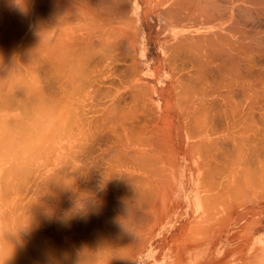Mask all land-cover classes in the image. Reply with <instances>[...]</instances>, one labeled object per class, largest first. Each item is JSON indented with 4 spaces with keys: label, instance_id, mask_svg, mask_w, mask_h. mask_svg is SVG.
<instances>
[{
    "label": "bare ground",
    "instance_id": "bare-ground-1",
    "mask_svg": "<svg viewBox=\"0 0 264 264\" xmlns=\"http://www.w3.org/2000/svg\"><path fill=\"white\" fill-rule=\"evenodd\" d=\"M12 1L13 0H0V73H3V72L5 73L4 69H10V70L18 69L19 71H23V72L27 71L28 73L34 72L35 77H36V72L40 73V71H38L39 69L44 71V69L48 68L53 73V74L49 73V75L51 74V75L55 76V78H52V80L55 81V79H58V81L57 80L56 81L59 82V80L64 78L66 89L70 85L69 90H71V86L73 88L75 87V83L73 84V82L76 81L77 76H78V82H77L78 86H76L78 88V89L76 88V93L78 90L77 99L79 100V98L81 97L88 104L89 100H87V99L91 98L93 93L95 94V90L97 91L98 86L102 87V85H100V84L106 83L108 80L112 84H114V85L116 84V83H114V81L110 80L114 69H116V73L118 72L117 68H114L115 61L117 60V57L115 58V56H117L116 53H119V55H120V52L123 53V55L121 54V56L127 55L126 53L131 54V50H133V52L136 53L137 46L134 43H135V41L137 42L138 40H140L139 29H135V28L132 29V35L136 40L133 38L134 39V42H133L132 39L130 38L132 45L129 46L127 44L126 39H125V37L128 35V29H131L128 26V22L123 23L121 20H119L120 23L122 22L123 24H115V22L113 21L114 19H112V21L110 20V18H113V16L109 17V19H108L109 11H108V13L105 12L104 15L99 13V15L101 14L102 17L104 18V21H101L103 18H101V15H100V18L98 16L95 21L90 23L92 28L88 27V29L85 30V32H81V30H80V33H78L77 25L74 23V21H78V11L81 13H84V9H85V8H79L78 9V0H19V2H12ZM94 1L96 2L95 7L96 8L101 7V8H99L100 10L102 9L101 11H104V10L107 11V9L109 10V8L113 10L114 7L110 6L109 3H111L114 6H115V3H117V2H115V0H94ZM122 1H124V0H122ZM119 2L117 4H119ZM158 3H159L158 6L160 7V9H161V5H162L163 9L165 10L162 12L160 10L159 18L160 17L166 18L167 14H168V15L174 17V19L176 20L175 22H172V23H175L176 25H182L180 27L174 26V27L170 28L168 31L171 34V37H172L171 40L173 39V43L171 42L172 45L174 46L173 51H174V53L176 52V55H177V56L174 55L175 60L172 58V60H174V62L171 60L172 63L175 65L174 66L175 68L173 70L176 69L175 73L178 74L177 75L178 77L176 80H177L179 86H177L176 88H178V89L180 88L182 90L181 91L182 93L179 91L182 94V96L184 95V93H188V95L190 96V98L188 96V99H186V100H188V103H187L188 106L186 104L187 108L182 109V111L185 113L186 117L184 118L185 115L182 116L184 119L180 120L179 129H180L181 135H184V136L186 135V136H188L189 139H191V137H193V138L198 137L199 138V140L197 142L194 141L193 143H189L187 141V139H185V137H183V136L181 137L182 139H181L180 146L182 148L181 151L184 152L183 153L184 158L188 159L187 156L191 154V149H198V150H201V152L203 151L204 153H206L205 152L206 150H207V152L211 151L210 148L212 146L213 147L211 149L214 148L212 151H214L215 149H218V148L214 147L215 146L214 144H216V138L213 140L212 145L209 143H204L205 138H203V137H205V134H208V133L231 134V133H235V132L238 133V130L239 131L242 130L241 129L242 125H243V128L245 129V130H242L244 136H245V133H247V132L249 133L247 128L249 127L248 125H250V127L252 126L251 128L249 127L250 130L254 127V132H256L254 134L260 135L263 138L262 139L263 141L261 140V138H260V140L259 139L258 140H259V142L260 141L262 142V143L260 142L261 145H264V143H263L264 142V0H158ZM123 6H124V4H123ZM237 11L242 12L244 19L237 17V13L239 14V12H237ZM111 12L113 13V11H111ZM162 13H164L165 16H163ZM94 15H96V14H94ZM195 15L199 17L198 20H201V21H199V22H201V25L202 26L205 25V26L202 27L201 29L197 30L196 34H192V33H189L187 30H185V29H188L187 25L181 24L180 20L182 19L184 21H187L189 18H191L193 16L195 17ZM239 15H241V14H239ZM98 18H99V21H97ZM114 18H115V16H114ZM202 18H205V19L203 20ZM256 20L259 21L260 24H258V25L256 24V26H255V22L253 23L254 25L248 24V22H250V21L253 22ZM257 21H256V23H258ZM183 27H184V29H183ZM184 30L186 32H183ZM139 44H140V42H139ZM163 48L165 49L166 47H164V45H163ZM171 50H170V52H171ZM166 52L168 53V49L166 50ZM139 60H140V58H139ZM120 61H125V60L121 59ZM123 66L124 65H122V69L124 70ZM142 66H143V64H142ZM128 67H130V65H128ZM136 67L134 66V69H131V67H130V69L128 68V70H132L131 73L132 72L135 73L136 71L134 72V70L136 69ZM126 68H127V66H126ZM48 69L46 70V72L48 71ZM122 69L120 71H122ZM41 73H42V71H41ZM127 73L129 75L131 74L130 72H127ZM8 74H9V72H8ZM113 74H115V72ZM120 74H122V73H120ZM2 75L0 74V77H2ZM9 76L10 75H8V77ZM29 76H30V74H29ZM45 79H47V78L45 77ZM19 80H18V82H19ZM116 80H117V78H116ZM120 80H122V78ZM128 80L130 81V79H128ZM16 81H17V79H16ZM49 81H51V80H49ZM129 81H127V82L125 81L123 84H128ZM11 82L14 83V86L17 85L15 80L11 81ZM20 82L18 84L22 83V82L21 83ZM57 82H55V84ZM110 82H108V84H111ZM3 84L5 85V81L3 82ZM3 84L0 85L1 86L0 94L2 92L1 89L5 90V87L8 85L6 83L7 85L4 86ZM71 84H73L74 86ZM118 84H119V82H117V84L115 85L116 91L111 92V93H113L112 95H111V93L108 94V92H110L108 90L111 88V85L109 86L110 88L109 87L107 88L105 86V89L106 88L108 89V90L106 89L108 92L104 91L107 94L106 95L104 93L106 95L105 97H109V98L111 97L110 98L111 103H109L108 106L105 107L103 114L101 113V119H103V121H104L102 123L100 122L101 124L98 122V120L100 118L98 116V114H97V116H94V117L92 116L93 113H96V111H98L97 108H96L97 110L94 109L96 111H94L92 108H90L91 103L93 105V102L96 103L95 101H90V106L88 105L89 107H87V109L90 108L89 110L82 109L85 111L87 110L86 113H83L85 116L82 114L83 116L81 115L80 117H77L79 119L81 117H85L84 120L81 118L80 119L81 121H78L77 125H76V122L78 119L76 121H73L74 123L72 122L69 124L67 122V120L69 119L68 121L70 122V119H71L70 116H72L70 113H72V112L74 114L80 113L82 110L80 109L81 111L79 110L78 112H74V111H72L73 107L71 106V108H72L71 109L72 112H71L69 106L72 104L74 105L76 100H73V98H72V101H75L74 103L71 100H70V102H69V100L64 101L66 104L69 103V105L64 104L66 107L67 106L69 107V108L67 107L68 110H64V112L66 111L65 114L67 112L69 114L64 123L66 124V122H67V124H69V125L65 126L66 130L68 132L70 129L71 130L69 133L66 132L67 135H65L66 133L65 134L63 133V134L65 136L69 135V137L71 135L70 138H74V140L73 141L70 140L71 144H69V145L65 144L68 146V147L65 146V147H67L65 149V150H67V153H66V156H67L66 159L67 160L65 161V159L63 157L62 158L64 159V163L67 162L68 166L66 167L65 166L66 164L65 165L63 164L64 167H62V168H63V172H65V173L63 174L61 180H59V179L56 180L58 182H56L57 186L55 187L56 188L55 190H53V189L49 190L48 189V194L49 195H54V193L57 195L59 194L61 196L60 198H62V200H60V201H63V204H62L63 207L61 205H58L59 204L58 202H57L58 204L56 202L53 203V205L56 204V208H55V205L54 206L51 205L54 207V208H52L51 211H53L54 209H57V205L60 206L58 208H62V209H60V210H62V214H60V215H62L61 216L62 219L60 218L61 219V225H62V226L61 225L60 226L62 228L65 226V229H66L67 223L73 224L74 220H76V218H74V216L77 217L76 214H78V223H77L78 224V227H77L78 239H75L78 241V243L75 245L76 246L78 245L79 249H80V247L83 248L82 244L85 243L84 245H86V243H87L88 238L86 239V242L83 241V239L86 237V235L84 237L86 230L85 231H83V230L86 229L88 226L86 227L87 222H83V221L87 220L88 213H93L95 211L94 215H96V214H98V212H97L98 209L103 211L105 213L104 216L100 217L99 219H95V218L99 217V216L96 217L97 215L94 217L95 220L102 221V222L98 223V225L100 227L98 225H95V224H97L96 222H98V221L93 222L95 224H93V223H90V224H93L94 228L96 226H98L99 228H101V226H103V225L105 227L108 226L110 233H112L113 231L116 232L120 229H123L127 223L128 224L131 223L132 225H130V226L132 227L134 221L141 223V224L136 223L135 224L136 226L138 225V226L142 227V226H144L142 223L149 221L151 218L155 217V213L156 214L158 213V207H159L158 201L161 197L165 196V194L162 193L163 183L167 182V185H168V188L165 187V190L167 188L165 193L167 194L169 191V194H171L173 185L176 183V179H178L177 175H176L177 173L175 170L178 168V166H180L179 164L181 162H179V164H177L178 161H176V162L170 161L169 158H170V156H173L174 154H176L175 153L176 151L178 153H180V151H178V150L175 151L174 144L171 142L170 138H168V140L170 139V141H168L167 144H164V146H162L163 144L158 145V143L155 144L154 141L147 140V143L149 142L150 146H152L154 144L153 146L156 147L158 145L157 146V147H159L158 150L153 149L155 154L149 155L148 152H144L143 154H141L140 152H138V150L137 151L136 150L131 151L130 141L133 139V137H132V139L130 137L131 134H132V136L133 135L135 136L137 134L136 131H138V132L142 131L138 135L135 136V137H139L140 134L141 133L143 134V131H144V130H142V128L144 127L142 125V123L138 122L139 124L137 123V127H138L137 128L135 126L136 125L135 121L138 120L139 112H141V113L146 112V111L142 112L140 110V108L143 104L142 102H144L146 98H143L144 101H143V99H142V101L140 100V102H141V105H140L138 100H137L138 98L136 97V95L138 96L139 94H143V93L145 95L146 92L139 93V92H141L140 90H143L142 88L141 89L138 88V89H136V91H130V92H136V93H131L133 95L131 97L135 96V98L137 100L136 102L138 103V104L135 103L137 106H136V108L134 107L135 110H133V111L137 110L136 112H134L136 115H133L132 113H128V111L126 112L124 110L122 112H120L121 111L119 109L120 105L117 106L118 103L116 104L115 100L118 99L119 104H121L120 103V100H121L120 97L121 96L119 95V91H120L121 87H124L125 85L119 84V86H118ZM50 85H51V82H50ZM3 86H4V88H3ZM14 86H12V87H14ZM54 86L55 85L53 84L52 87H54ZM62 86H64V84ZM55 89H57V88H55ZM69 90L67 89V92H69ZM137 90H139V91L137 92ZM5 91H7V90H5ZM63 91H64V89H63ZM73 91L75 93V89L72 90V94H73ZM36 93H34L35 96L36 95L38 96L40 94V93L39 94H36ZM91 93H92V95H91ZM64 94H66V93H64ZM134 94H136V95H134ZM6 95H9V94H6ZM42 95L41 96L39 95V97H41V98H39V97H37V98L40 99V103H42V105H43V103H44L43 102L44 101L43 96L44 95L43 96ZM100 95L102 96V98H104L103 94H100ZM101 96L99 97V99L101 98ZM70 97H71V94H70ZM73 97L75 98V96H73ZM2 98H4V97H2ZM33 98H34V96H33ZM67 98H68V96H67ZM93 98H95V97H93ZM95 99L97 101V98H95ZM139 99H141V97ZM41 100H43V101H41ZM84 100L83 101L79 100L78 104L79 103L81 105L83 104V106L86 107L87 104H86V102L84 103ZM186 100H185V103L187 102ZM60 101H61V99H60ZM80 101L83 103H81ZM57 102H58V100H57ZM98 102H100V101L98 100ZM151 102H152V104H154V102L152 100H151ZM183 103H184V101L182 100V104ZM97 104L95 106H97ZM101 104L102 103H100V105ZM65 106H63V107L60 106L61 108L59 107V111L60 110L62 111V108H65ZM79 106L80 105H78L77 110L79 109ZM116 106L119 108L117 109ZM146 106L149 107V103ZM42 107H45V106L43 105V106H41V108ZM152 107H153V109H157V108H155V106H152ZM209 107H210V109L211 108L212 109L208 110ZM223 107H225V108H223ZM81 108H83V107H81ZM146 108L147 107H145L143 109L146 110ZM149 108H151V107H149ZM149 108H147V110H149ZM132 109L133 108H131V111L130 110L129 111L132 112ZM153 109H150V112L151 113L153 112V114L155 115L156 112ZM218 109H221V110H218ZM43 110H44V108H43ZM74 110H76V107L74 108ZM100 110H102V109H100ZM21 111H24V110H21ZM27 111H28V109H27ZM59 111H57V112L60 113ZM212 111H216V114L213 115L214 117L212 116L213 121L215 119L221 120V118L223 120V117H225V120L227 121L228 124L226 126L223 125L224 127L221 126L222 128H220V129L217 127L208 128V127L202 126V123H204L207 119L209 120L208 117L206 119V116L209 115V113H207V112H212ZM45 112H46V110H45ZM51 112H53V113H51V115L53 114L52 116H54L51 118V115H50L51 120H56L55 117L59 116V114L57 115V112H56L57 116H55V112L54 111H51ZM147 112L149 113V111H147ZM23 113H25V112H23ZM31 113H32V111H31ZM24 115H22V117ZM66 115H64L63 117L66 118ZM102 115H104V116H102ZM156 115H155V117H158ZM60 116H61V114H60ZM30 117L32 118V115ZM68 117H70V118H68ZM141 117L143 118V116H141ZM108 118L109 119L111 118L114 121V122L112 121V123H114L115 125L110 126V123L107 122L109 125L108 126L106 124V121H109ZM145 118H147V117H145ZM180 118L181 117H179V119ZM186 118L187 119L189 118L188 119L189 121L190 120L193 121L192 125H191V121L186 122ZM101 119L99 121H101ZM73 120H74V118H73ZM210 120H211V118H210ZM94 121L97 123L95 124ZM130 121H132V122H130ZM143 121H145V120H143ZM48 122H50V121H48ZM119 122L122 124L123 130L118 129V131L119 132L124 131V135H126V137L130 134L129 137L131 140H129V144H128L129 146L127 144H125V142H124L125 137L121 133H120L121 135L118 133L120 136H122V138L120 137L121 138L120 140H118V138H115L116 137L115 134L114 135L112 134L114 137L110 135L112 133V131L114 132L115 130H117V128L114 129L112 127L120 125ZM129 122H130V125L128 126ZM57 123H58V120H57ZM89 123H90V125H89ZM92 123L96 125L95 128H98L97 131L99 129L101 130V128L103 127L102 124L107 125V129H109L108 131L111 130V132H109L110 134H108V132L105 133L106 136L104 139L107 141L106 142L107 146H109L108 145L109 141L111 144H113L111 142L112 137L115 138V140L117 139L118 142L121 141V147L120 148L118 146L117 147L118 149H116V146H115V149H116L115 151H118L119 154L117 152L116 153H109V152H111L110 150L114 149V147H113V149L112 148L109 149V152H108V150L103 149L102 154L100 153V156L97 158L98 161L91 159L94 157H90V159L88 158L89 156H91L93 154L92 149L91 150H89V149L85 150L88 147V144L89 143L91 144V142H90L91 140L89 141L88 139L89 138L90 139L96 138L94 134L99 132V131L97 132L95 128L91 129L92 131L90 130V128H88L91 131V132L88 131V134L89 133L91 134L93 132V130L96 131V133L95 132H94V134L92 133L93 135L92 134H91V136L89 135L90 137L87 136V134L84 135L85 133H87V130H86L87 128L85 127V125L87 124L88 127H92V126L94 127L95 125H91ZM193 123H195V124L199 123V126L197 125L198 128H195V126H194L195 124H193ZM206 123H208V122L206 121ZM260 123H261V125H258ZM52 124H54V123L52 122ZM71 124H75V126H73ZM81 124H82V126H81ZM97 124L101 125L102 127L99 126L100 127L99 128ZM251 124H253V125H251ZM54 125H52V126H54ZM70 125H71V127H70ZM78 125L80 126L79 130H80V128L84 131L86 130L85 133L82 130L81 131L83 132V134L81 131H79V130L77 131ZM140 125H141V127H140ZM238 125H240L241 130L239 128H238V130H236ZM246 125L248 127L245 128L244 126H246ZM19 126H20V124H19ZM34 126H36V125H34ZM46 126H48V125H46ZM120 126L118 128H121ZM213 126H214V124H213ZM48 127H49V129H51L50 126H48ZM65 127L63 126V128H62L64 132L66 131ZM73 127L77 128V129H75L76 131H73V132H76V135H78L81 132L80 134L84 135L85 138L82 135H80V137L78 138V136H76L75 133L72 132V130H74V129H72ZM82 127L85 129H83ZM108 127H110L111 129ZM54 128H55V126H54ZM68 128H70V129L68 130ZM103 128H102V130L104 133V130H106V129L105 128L103 129ZM145 128H147V125L145 126ZM145 128H143V129H145ZM153 128H156V127H153ZM135 129H137V130H135ZM133 130H135V132ZM58 131H60V130H58ZM251 131H253V130H251ZM130 132H133L134 134L130 133ZM147 132H148V130H147ZM149 132H151V131H149ZM33 134H34V130H33ZM98 134H100V133H98ZM101 134H102V131H101ZM102 135H104V134H102ZM163 135H162L163 137L162 136H160V137H162V138H164L165 136L168 137L166 134H163ZM240 135H242V134H240ZM240 135H239V137H240ZM243 135H242V137H244ZM250 135H253V134H249L247 136L249 137ZM256 135H254V137H253L254 139H255ZM57 136H58V133H57ZM72 136H74V137H72ZM96 136L98 137L99 135L96 134ZM157 136H159V135H157ZM231 137H232V135L231 136L229 135L230 139H231ZM236 137L237 136L234 135V140L238 138V137L237 138ZM242 137L240 139H242ZM56 138H58V137H56ZM66 138L67 137H65V139ZM249 138L245 137L242 139L243 142L245 140L244 144L247 143L246 139H249ZM253 138L251 136V139H253ZM61 139H63V138H61ZM81 139L83 142H84L83 139H85L84 144H83V142L80 143ZM122 139L124 140L123 142H122ZM218 139H217V141H218L217 145L220 144L219 143L220 140H218ZM240 139L238 138L239 141H241ZM86 140L89 141V143L87 145H86ZM134 140H133V142L135 143L136 139H134ZM238 140H236V145H234V147L235 146L237 147V145L239 143L238 149H240L241 152H243V149L245 147L241 146V148H240L241 143L240 142L237 143ZM256 140H257V138H256ZM93 141L95 142V140H93ZM230 141L232 143V140H230ZM255 142H257V141H255ZM114 143H116V141ZM260 143H255V144H259L257 146L262 147V146H260ZM93 144H95V143H93ZM204 144H206V145L208 144L207 145L208 147H206L207 149L204 147V146H206ZM248 144L250 145V142ZM250 146H249V148H250ZM253 146H251V149H252L251 152L253 151V148H252ZM258 147H256V149H255L256 151L255 150L254 151L255 152L258 151L260 153V150H259L260 148L258 149ZM88 148H90V147H88ZM91 148H93V147H91ZM203 148H205V149H203ZM39 149H40V146H39ZM63 149H64V143L62 146V153H63ZM128 149H130V150H128ZM263 149H261V151L264 153ZM245 150H247V149H245ZM115 151L113 150V152H115ZM235 151L237 152V150H235ZM84 152H85V155H87V157L86 156L83 157V159L85 158V160H83L81 156L80 157L78 156V154H81V153H83L82 155H84ZM197 152H199V151H196V153ZM211 152H210V154H211ZM241 152H239V153L241 154ZM249 152H250V150H249ZM249 152L247 150V152H246V153H248L247 157H248V159L252 160L254 157L252 155L254 153L252 152V154H249ZM86 153H88V154H86ZM259 153H255V155L258 154V155H256L258 157ZM115 154H118V155H115ZM206 154L210 155L209 152ZM146 155H149V156H146ZM250 155L252 158H249ZM183 156H182V158H183ZM262 156H264V154ZM238 157H239V155L237 156V158ZM247 157H245V160L243 157H241L243 160L242 159H236V161L241 160L242 161L241 163L243 165L244 162L246 161ZM260 157H261V155H260ZM209 158H211L210 159V161H211L212 156H210ZM79 159H80V162L78 163ZM214 160H217V159L214 158ZM100 161H102V163H101L102 166L99 163ZM201 161L203 162V160H201ZM212 162H213V160H212ZM249 162H250V160H249ZM260 162H262V164H264V160L263 161L260 160ZM185 163L188 164L187 162H185ZM192 163H193V161H192ZM197 163L200 166L201 163H199V162H197ZM241 163H240V165H241ZM99 165H100V167H99ZM206 165L209 167V164H206ZM249 165L252 166L251 163ZM249 165L246 164V166H248L250 168ZM70 166H73V167L70 168ZM246 166L243 165V168L245 167V169L246 168L248 169V167H246ZM212 167H211V169L215 168V167L214 168H212ZM69 169H71L74 172L73 173H70V171L68 172ZM217 169H218V167H217ZM249 170L250 169H248V171ZM257 170H259V169H257ZM257 170L255 169V173L258 172ZM221 171H219V172H221ZM215 172H217V171H215ZM215 172H214V174H215ZM251 173H253V172L252 171L250 172V176H249L250 179L252 178L251 176L253 175ZM222 174L223 173H221V175ZM256 179H257V177H256ZM207 183H209V182H207ZM215 184H216V182H215ZM54 185H55V182H54ZM212 187H214V185ZM236 188L237 187H235V190H236ZM37 190H39V189H37ZM45 196H47V195L45 194ZM54 197H56V196H54ZM206 197H208V196H206ZM37 198L39 199L41 197L37 196ZM46 198L48 199V197H45L44 200H47ZM38 199H35V200L37 201ZM40 200H42V199L38 200L40 202L39 204H42V202ZM58 200H59V197H58ZM32 202H34V201H32ZM66 202L68 205L66 204ZM77 202H78V204H77ZM31 204H33V203H31ZM36 204L39 205L38 203H36ZM43 204H46V202L45 203L43 202ZM33 205H30L31 206L30 208H32ZM48 206L44 205L43 206L44 208L42 207L43 209L41 207H40L41 208L40 209V208H38L39 206H37V208L40 209V211L37 210L36 212L39 211L38 213L40 214ZM34 208H36V207H34ZM71 209L76 210L78 213L76 211H74V212L72 211L74 214L70 213ZM57 210H59V209H57ZM34 211H35V209H34ZM16 213H17V211H16ZM31 213L34 214V212H32V211H31ZM38 213H37V215H38ZM43 213H45V211ZM47 213H48V208H47ZM100 213H99V215H103ZM70 214H72L70 217L71 218L73 217L74 220H71V218L69 217ZM44 215H46V214H44ZM34 216L35 215L31 216L30 218H33ZM38 216L40 217L41 214ZM66 216L69 218L67 219ZM39 217H37V218H39ZM91 217H93V216H91ZM37 218H34V221ZM40 218L43 220L42 217H40ZM54 219L56 220L58 218L53 217V220ZM94 219L93 220L91 219V220L95 221ZM68 220H69V222H67ZM34 221H32V222H34ZM52 221H51V224H52ZM87 221L89 222L90 220H87ZM151 222H152V219H151ZM84 223H85V226H84ZM34 224H35V222H34ZM80 224H83L82 226H84L86 228L81 229ZM90 224L88 223V225H90ZM57 226H58V228H57ZM93 226L91 225L92 228L91 227L90 228L88 227V228L91 230V229H93ZM130 226L128 227V230L131 229L130 233L132 230L134 231L135 228H136L135 229L136 231H137V229H140V228L135 227V226H134L135 228H133V227L131 228ZM24 228H26V227H24ZM31 228H33V227H31ZM55 228H57V232H55L56 233L55 236H57V238L59 236L62 237V235H59V234L62 233L63 230H61V229H60L61 231L58 230L59 224H57L55 226ZM125 228L127 229V227H125ZM143 228H146V225ZM27 229H28V227H27ZM28 231H29V229H28ZM33 231L35 233V230H33ZM51 231H49V232L51 233ZM103 231H104L103 234L101 231H98L97 234L95 233L96 231H94V233L96 236L101 235V238L103 239L106 235L105 232L107 230L105 231L103 229ZM139 232L141 233L142 231H139ZM64 233H65V231H64ZM66 233H67V231H66ZM137 233L134 232V234H137ZM30 234L33 235V233H30ZM43 234H45V233H43ZM91 234H92V236H94L93 233H91ZM14 235H16V234H14ZM102 235H104V236H102ZM81 237L83 238L82 240H81ZM88 237H91V235ZM52 238H54V237H52ZM55 238H54V242H55ZM91 238H93V237H91ZM98 238H100V236ZM125 238L126 237L124 236V239ZM37 239H38V237L35 239L38 242ZM95 239H96V237H95ZM124 239H122V240L124 241ZM93 240H94V238H93ZM93 240H92V244H96V243H98V241L100 239L98 241L96 239V241H97L96 243H95V241L93 243ZM43 241H44L43 243L45 244V237H44ZM51 241H53V239ZM56 241H58V240H56ZM101 241L103 242V240H101ZM101 241H100V243H102ZM107 241H109L108 238H106V243H107ZM123 241H118L120 243H117L116 247L121 246L122 245L121 242L122 243L125 242V241L124 242ZM127 242L129 243V241H127ZM19 243H20V241H19ZM55 243H57V242H55ZM68 243H67V245H68ZM137 243H139V242H137ZM109 244H110V242H109ZM52 245H53V243H52ZM67 245H65V246H67ZM98 245H100V244L98 243ZM110 245H113V246H111L113 248L115 246L114 243L112 244V242ZM41 247H42V245H41ZM55 247H56V244H55ZM100 247H103V248H101L102 250L105 249L106 247L108 248V243H107V246H104V244H103V246H100ZM124 247H125V245H124ZM126 247H128V246H126ZM131 247H133V244ZM36 248H37V246H36ZM43 248L46 249L45 247H43ZM52 248H53V246H52ZM59 248H57V249L59 250ZM110 248L105 249V250L110 251ZM113 248L111 251H113ZM118 248H119V253H120L121 252L120 247H118ZM12 249H13V247H12ZM61 249H62V247H61ZM98 249H100L99 246H98ZM114 249H116V248H114ZM47 250H49V249H47ZM82 250H79V252ZM88 250L92 251L90 246H89ZM95 250L96 249H94L93 251H95ZM49 251H51V250H49ZM96 251H98V250H96ZM111 251H110L111 254L114 253ZM115 251H117V250H115ZM13 252H15V249L13 250ZM54 252H56V251L54 250ZM61 252H62V250H61ZM85 252H86V250H85ZM85 252L83 251V252L79 253V254H82L81 257L83 256V260L80 259V261H79L82 264H84V263L86 264L88 259L87 260H85V259L88 255L91 256V254H84ZM101 252L104 253V251H99V253H100V254H98V255H100L99 258L100 257L102 258ZM123 252H125V250ZM43 254L45 255V251ZM105 254L107 255L108 253H105ZM115 254H116V252H115ZM8 255H11V254L8 253ZM47 255H49V254H47ZM58 255L59 254H57V257H59ZM63 255H64V253H63ZM85 255H87V256H85ZM98 255L97 254L94 255V252H93L92 256H93V258H95L94 256H97V258H98ZM72 256H70V257L72 258ZM84 256H85V259H84ZM112 256H114V254H112ZM112 256H111V258H114ZM70 257H68V258H70ZM104 257H103V259H105V260L108 259L107 258L108 256L105 258ZM22 258H23V256H22ZM38 258L40 259V257H38ZM48 259H46V261ZM103 259H101L102 261L100 260V263H98V264H102ZM50 260H51V257H50ZM64 260H65V258H64ZM81 260H82V262H81ZM109 260H112V259H109ZM71 261H69V262H71ZM66 262H68V261H66ZM30 263H32V262L30 261ZM49 263H50V261H49ZM61 263L64 264L62 262V260H61ZM87 263H89V262H87ZM89 264H91V263H89ZM109 264H110V262H109Z\"/></svg>",
    "mask_w": 264,
    "mask_h": 264
},
{
    "label": "rangeland",
    "instance_id": "rangeland-1",
    "mask_svg": "<svg viewBox=\"0 0 264 264\" xmlns=\"http://www.w3.org/2000/svg\"><path fill=\"white\" fill-rule=\"evenodd\" d=\"M82 1H83L84 5H78V9L79 8H85L84 9V13H81V12L78 11V21H74V23L77 25L78 33H80V30H81V32H85V30H87L88 27L92 28L90 23L95 21L98 16L100 18L101 14L104 15L105 12L108 13V11H109L108 19H109V17L113 16V18H110V20L112 21V19H114L113 21L115 22V24H123L124 22H128V26L131 29H128V35L126 37L124 35L123 36L125 37V39L127 41V44L129 46L132 45V43L130 41V38L132 39L133 42H134V39H135L133 37V35H132V29H134V28L135 29H139V31H140V34H139L140 40H138L137 42L135 41V43H134L137 46L136 53L133 52V50H131V54L126 53L127 54V55H125L126 57L125 56H121V54L123 55V53H121V52H120V55H119V53H116L117 56H115V58L117 57V60L115 61L114 68H117V71H118L117 73L118 74L116 73V69H114L113 73L115 72L116 75L112 73L110 80L114 81V83H116V84H117V82H119L120 85H125L124 87H121V89L119 91V95L121 96L120 97L121 100L120 99L119 100H120L121 104H119L118 99L115 100V103L116 104L118 103L117 106L120 105V108L116 106L117 109L119 108L121 110L120 112H122L124 110L126 112L128 111V113H132L133 115H136L134 112H136L137 110L133 111V110H135L134 107L136 108V106H137L136 104H138L136 101L138 100L139 104L141 105L140 100L142 101L143 98H146L147 100L145 99V101L143 99L144 102H142L143 104H142L140 110L142 112L143 111H146V112L149 111V113L148 112L147 113L146 112H143V113L139 112L138 120L135 121L136 125L134 124L135 122L133 123L136 127H137V123L138 122L142 123V125L144 126L143 128H145V126L147 125V128H145V129L142 128V130H144V131H143V134L141 133L139 137H135V136L138 135L142 131H140V132L136 131L137 134L135 136L134 135L132 136V134L130 136V134H129L127 137H126V135H124V131L119 132L118 129L123 130L122 124L120 122L119 123H120L121 126L117 125L115 127H112L114 129L117 128V130L114 131L115 133L112 131V133L110 134L109 132H111V130L108 131L109 129H107L108 123H110V126L115 125L114 123H112L113 120L111 118L110 119L108 118L109 121H106L107 125L105 123H104L105 125L102 124V126L106 129V130H104V133H103V130H102L103 127L101 125H99V124H97L98 127L101 126L102 128H101V130L100 129L98 130L99 132L97 131L98 128H95L96 127L95 124L97 122H95V121H94L95 124H93V123L91 124V125H95L94 127L93 126L92 127H88L87 124L85 125V127L87 128L86 129L87 133H85L86 130L84 131L81 128L79 130V127H80L79 125H78V129L73 127L72 129H74V130H72V132L76 131L75 129H77V131L78 130L79 131L82 130L85 133L84 135L87 134V136H89V135L91 136V134L92 133L94 134V132L96 133V131L98 133H100V134L96 133L97 135H99L98 137L96 136V134H94L96 138H94V139H90L89 138L88 139L89 141L91 140L90 142H91L92 145L89 143V141L86 140V145L89 143L91 146L88 144V147H90V148H88L86 145L85 146L87 148L84 146L86 148L85 150H88V149L89 150H91V149L93 150V154L91 156L88 155L89 156L88 158L90 159V157H94V158H91V159H94V160H97V158L100 156V153L102 154L103 149L104 150H108V152H109L110 148L113 149V147H114V149H113L114 151L116 149H118L117 148L118 146L120 148L121 147V141L118 142V140H120L122 138V136H120L121 134L125 137V138L123 137L125 141L122 139V142L124 141L125 144H127V145L129 144V140H131L132 137H133V139L130 141V149H131V151L132 150H136V151L138 150V152H140L141 154H143L144 152H148L149 155L155 154L153 149L158 150V148H159V147H157L158 145H160V144L162 145L163 144L162 146H164V144H167V142L170 141V139H171V142L174 144L175 151L176 150L180 151V153H178L176 151L175 152L176 154H174L173 156H170V158H169L170 161H175V162L178 161L177 164H179V162H181L179 164L180 166H178V168L175 170L176 173H177L176 175H177L178 179H176V183L173 185L171 194H169V191H168L167 194L165 193L167 188H168V185H167V182L163 183V185H162L163 186L162 187V193L165 194V196L161 197L159 199V201H158L159 202L158 213L157 214L155 213V217L151 218L152 222H151V219H150L149 220L150 222L147 221V222L142 223L144 226L146 225V228H143L144 226H142V227L138 226V225L136 226L135 225L136 223L137 224H141V223H138V222L134 221V223L132 222L133 223L132 227L133 228H135V227L140 228V229H137V231L135 230L136 229L135 228L134 231L132 230L131 233H130L131 229L128 230V227L130 225H132V224L131 223H129V224L127 223L126 224L127 226L125 225V227H127V229L124 227L123 229H120V230H118L116 232L113 231L112 233H110L108 226L105 227L103 225V226H101V228H99L100 226L98 225V223H100L102 221H98V220H95V219H99L100 217L104 216L105 213L103 211H101L100 209H98L97 210L98 214H96L97 216L94 215L95 211L93 213H88L87 216H88L89 219L87 218V220H90V221L88 222L86 220V221H83V222H87L86 227L88 226L90 228L91 225L93 226V224H95L93 222L98 221V222H96L97 224H95V225H98L99 227L96 226L94 228V226H93V229L90 230L88 227H87L88 229L86 227H84L85 223H84V226H82L83 224H80L81 225V229L86 228V229L83 230V231L86 230V232L84 234V237H85V235H86V237L84 239L81 237V240L83 239V241L86 242L87 238L88 239L90 238V239L89 240L87 239L86 245H84L85 243L82 241L84 243V244H82L83 248L80 247V249H79L78 245L77 246L75 245V244L78 243V241L75 240V239H78V229H77V227H78V224H77L78 223V214L75 213L77 217H75L73 215L74 218H76V220H74L73 217L71 218L70 216L72 214H70L69 217L71 218V220H74V223L73 224L67 223L66 229H65V233H66V231H67V233L65 234L64 231H63V233L61 234L62 237H60V238L58 237L57 238V236H56V238H55V235L47 234V233L46 234H42V235H37L36 234V235L33 236V239H34V250H31V251H21L20 250V251H15L16 253L13 252V250L4 251L3 253L5 254V256L7 258L10 257L9 259H11V261L13 260V263L11 262L9 264H21V261H24V263L26 264V261H27L26 255H33L34 256V260H33L34 264H53V263L54 264H56V263L57 264H62L61 260H62V262L64 264L65 263L66 264H68V263L69 264H82L79 261H80V259L83 260V256L81 257L82 254H79V253L83 252V251L85 252V250H86L87 253L85 252L84 254H91V256L90 255H88V256L85 255L87 257L85 259V256H84V259L85 260L88 259L87 262H89L91 264L100 263V260L103 259V257L106 255L105 253L109 254V255L107 254L105 256V257L108 256L107 257L108 259L106 258L108 261L103 259L102 264H107V263L109 264V262H110V264H193L192 262H190V259L189 260L188 259H184L183 261H181V260L175 261L174 259L171 258L172 251H175L177 249H181L182 250V246L180 245L181 244L180 243V239L182 237L185 236L186 238L187 237L189 238V242H190L188 244L189 246H191V244H195L196 242L201 243V240H202L203 235H204V229L205 228H207L209 226H212V225H216V226L230 225V223L232 222L231 216H233V217L237 216L238 219H235V221H236V223H238V225H240V224L247 225V226L257 225L256 223H254V220H253V223H252V219H251V216L256 214L257 211H258V214L260 216L259 221H258V225H261V226L264 225V219L261 218V216H264V164H262V162H260V160H262V161L264 160V156H262L264 153L261 151V149L264 148L263 147L264 145H261V143H262L261 141H260L261 143L259 142L260 138H261V140L263 138L260 135L254 134V133H256V132H254V127L251 129L253 131H251L250 128L252 126L250 127V125H248L250 128L247 125L244 126L245 128L246 127L249 128V129L247 128L249 133L246 131L247 133H245V136L243 135V131H242V130H245L243 128V125L241 126L242 128L240 127V125H238L236 130H238V128L242 129V130L240 129L241 131L238 130V133L235 132V133H231V134H223V133H221V134H214V133L213 134L212 133L205 134V137H203V138H205L206 142L204 141V143H209V144L212 145L213 144L212 143L213 140L216 138V144H214L215 145L214 147H216L218 149H215L214 151H212L214 149V148L211 149L213 147L212 146L210 148V150L212 152L208 151L209 154L211 152L210 155L206 154V153H208L207 150L205 151L206 153H204L203 151L201 152V150H198V149H191V154L187 156L188 159H185L184 156H183L184 152L181 151L182 148L180 146L181 139H182L181 137L182 136L185 137V139H187V141L189 143H193L194 141L197 142L199 140V138L198 137L197 138L191 137V139H189L188 136L181 135L180 129H179L180 120H183L186 117V115L182 111V109H186L187 108L188 100H186V99H188L189 95H188V93H184V95L182 96V94H181L182 90L180 88L179 89L176 88L177 86H179L178 82L176 80L177 77H178L177 76L178 74L175 73L176 69L173 70L175 68L174 67L175 65L172 63V61L174 62L175 56H177V55H176V52L174 53V51H173L174 50V46L172 45L173 39L171 40L172 37H171V34L168 31H169L170 28H172L174 26L180 27L182 25H176L175 23H172V22H175L176 20L174 19V17H172V16H170L168 14H167L166 18H163V17L159 18L160 10H161V12L165 11V10L163 9L162 5H161V9H160V7L158 6L159 5L158 0H124V1L115 0V2L118 3L120 1L121 3L120 2H119V4L115 3V6L112 5L111 3H109L110 6H112L114 8H113V10L109 8V10L107 9V11H105V10L101 11L102 9L101 10L99 9L101 7H98V8L94 7V9L92 8V10H91V9L88 8V4H89L88 1L87 0H82ZM12 2H19V0H13ZM123 4H124L125 7L123 6ZM111 11H113V13ZM237 12H239V14H241V15H239L237 13V17L244 19V16L242 15V12L241 11H237ZM93 13L96 14V15H94ZM99 13H101V14L99 15ZM162 15L165 16L164 13H162ZM114 16H115V18H114ZM193 17L189 18L187 21H184V20L181 19L180 23L183 24V25H187L188 29H185V30H187L189 33L196 34V31L201 29L205 25L204 24H203L204 26L201 25V22H199L201 20H198V18H199L198 16L195 15V17L194 18ZM99 18H98L97 21H99ZM101 18H103L102 15H101ZM202 19L204 20L205 18H202ZM119 20H121L123 23L122 22L120 23ZM101 21H104V18ZM256 21H253V22L250 21V22H248V24L254 25L253 24L254 22H255V26H256V24L257 25L260 24L259 21H257L258 23H256ZM183 29H184V27H183ZM185 30L183 32H186ZM139 42H140V44H139ZM163 45H164V47H166L165 49L163 48ZM167 49H168V53L169 54L166 52ZM170 50H171V52H170ZM139 58H140V60H139ZM172 58L174 60H172ZM119 59L120 60L124 59L125 61H120ZM142 64H143V66H142ZM122 65H124L123 66L124 70L122 69ZM125 65L127 66V68H126ZM128 65H130L131 69H134V66L135 67L137 66L136 69L134 70V72L135 71L136 72L135 73H133V72L131 73L132 70H128V68L130 69V67H128ZM121 69H122V71H120ZM25 72H27V71H25ZM127 72H130L131 74L129 75ZM120 73H122V74H120ZM28 74H30V76H28V78H38V75H36V77H35V75H34L35 73L34 72H30ZM20 78H22V76ZM50 78L51 79L55 78V76L51 75ZM116 78H117V80H116ZM121 78H122V80H120ZM128 79H130V81ZM56 80L58 81V79H55V81L51 80V85H49L48 90H46V91L48 92V96H49L48 107L50 108V110L52 109L51 111L55 112V116H57L59 114V116L56 117L57 120L60 117L59 119H60V123H61V131H62L61 132V138H63V139H61V145L63 146V143H64V149H63L62 157L66 161L67 160L66 159L67 158V156H66L67 150H65V149L68 146L65 145V144H68V145L71 144L70 140L73 141L74 138H70L71 135H70V137H69V135L65 136L71 130L70 128H68V130L70 129L69 132H68L66 130L65 126L69 125L73 121H76L77 119L78 120L76 122V125L78 124V121H81L80 120L81 118L84 120L85 117H81L80 119L77 118V117H80L83 113H86L87 110H89L90 108H92L93 110L97 108L98 111L100 109H102L99 112L96 111L97 110L96 109V110H94V111H96V113L92 114L93 117L97 116V114H98V116L100 117L99 118V120H100L101 119V113L103 114L105 107L108 106L109 103H111V101H110L111 97L110 98L109 97H105L107 94L104 91H106V92L110 91V92H108V94H110L113 91L115 92L116 91L115 90V87H116L115 85L116 84L115 85L112 84L109 80L106 83L100 84V85H102V87L104 86L103 87L104 89L101 86L100 87L98 86L99 90L98 89H97V91L95 90V94L93 93V95H92V93H91L92 97L90 96L91 98L87 99V100H89L88 104L83 98L80 97L79 100H82V101L84 100V103L86 102V104H87L86 107H84L83 104L82 105L80 103L78 104L79 100L77 99L78 90H77V93H76V88H77L76 86H78V84H77L78 76H77L76 81L73 82V84L75 83V87L73 88L71 86V90H69V87H70V85H69V87L67 88L69 90V92H67V89L65 87L64 78L59 80V82H57ZM125 81L126 82L129 81L128 84H123ZM55 82H57V83L55 84ZM108 82H110L111 84H108ZM53 84L55 85L54 87H52ZM63 84H64V86H62ZM73 84H71V85H73ZM119 84H118V86H119ZM110 85H111V88L109 87ZM105 86L107 88L109 87L110 89L108 90L106 88L108 90L107 91L105 89ZM55 88H57V89H55ZM138 88H140V89L142 88L144 90V91L140 90L141 92H139V93H142V92H146V93L148 92V93L147 94L145 93V95H144V93L143 94H139L138 96L136 94H134L138 98L136 100L135 96L131 97V96H133L131 93H136V92H130V91H136V89H138ZM63 89H64V91H63ZM74 89H75V93L73 91V94H74L73 95L72 94V90H74ZM138 91L139 90H137V92ZM64 93H66V94H64ZM70 94H71V97H70ZM100 94H103L104 98H102V96ZM112 94L113 93H111V95ZM43 95L45 96V94H43ZM99 95L101 96L102 99L101 98L99 99V97H100ZM33 96H34V98H33ZM67 96H68L69 99L67 98ZM73 96H75L76 99ZM37 97L38 96L37 95L35 96L34 93L27 92L26 93V102H27V104H31V103H33V101L36 102ZM93 97L97 98V101ZM122 97L123 98L125 97V98L123 99ZM140 97H141V99H139ZM72 98H73V100H76V102L72 101ZM189 98H190V96H189ZM60 99H61V101H60ZM57 100H58V102H57ZM65 100L66 101L69 100V102L71 100L73 103L75 102L74 105L72 104V105L69 106L70 107V111L72 109L71 108V106H72L73 107L72 111H74V112H78L80 109L81 110L82 109H87V107L90 106V101H95L96 103L93 102L94 106L91 103V107L89 109H87L86 111L82 110L83 111L82 112L80 110L82 112V113L80 112L81 114L80 113H75L74 114L72 111H71L72 113L69 112L72 116H70L71 117L70 122L68 121L69 119L67 120V122L69 124H67V122L65 124L64 122L66 121L67 116L69 115L68 112L66 113L67 115L65 114L66 111L64 112V110H68L67 109L68 106L66 107L65 105H67V104L69 105V103L66 104L64 102ZM98 100L100 102H98ZM151 100L154 102L155 105L152 104ZM182 100L184 101L183 104H182ZM185 100L187 101L186 103H185ZM81 103H83V102H81ZM100 103H102V104L104 103V104L100 105ZM148 103H149V107H151V108L146 106V105H148ZM77 104L80 105L83 108H81L79 106V109L77 110V107H78ZM96 104H97V106H95ZM186 104H187V106H186ZM60 106L61 107L65 106V108H62V111L61 110L59 111V107ZM152 106H155V108H157V109H153ZM75 107H76V110H74ZM145 107L149 108V110H147V108H146V110H144L143 108H145ZM131 108H133L132 112H130ZM223 108H225V107H223ZM150 109L155 110V112L157 114V115L156 114L155 115L158 116V117H155L153 112L152 113L150 112ZM211 109H210V107L208 108V110H211ZM218 110H221V109H218ZM51 111H50V115H51V113H53ZM57 111H59L60 113H58ZM56 112H57V115H56ZM207 113H209V115L206 116V119L208 117L209 120H210V118H211V120L209 121L207 119L206 121L208 123H206V121H205L204 123H202V126H205V127H208V128L217 127V128L220 129V128L224 127L223 125L226 126L228 124L227 121L225 120V117H223V120H222V118H221V120H219V119L216 120L214 118L215 120L213 121L212 116L216 114V111L207 112ZM60 114H61V116H60ZM63 114L66 115V118L63 117L64 116ZM52 115H51V117H54ZM104 115H102V116H104ZM141 116H143V118ZM182 116H184V118ZM70 117H68V118H70ZM145 117H147L148 119L145 118ZM179 117H181V118L179 119ZM73 118H74V120H73ZM188 119L186 118V122H190L191 121V120L189 121ZM99 120H98L99 123L100 122L101 123L104 122L103 119H101V121H99ZM143 120H145V121H143ZM130 122H132V121H130ZM130 122H129V124L127 123L128 126L130 125ZM192 122L193 121H191V125H192ZM193 124H195V123H193ZM213 124H214V126H213ZM71 125L75 126V124H71ZM71 125H70V127H71ZM89 125H90V123H89ZM197 125L199 126V123L194 125L195 128H198ZM251 125H253V124H251ZM258 125H261V123L258 124ZM63 126L65 127V130H66L65 132L62 129ZM81 126H82V124H81ZM119 126L122 129L118 128ZM140 127H141V125H140ZM153 127H156V128H153ZM88 128H90V130L95 128L96 131L93 130V132L91 134L90 133L88 134V131L89 132L92 131V130L90 131ZM108 128H110V127H108ZM83 129H85V128H83ZM135 130H137V129H135ZM135 130H133V131L135 132ZM147 130H148V132H147ZM101 131H102V134H104V135L101 134ZM149 131H151V132H149ZM83 132H82V134H83ZM107 132L111 136H113L115 134L116 135L115 138H118V140L117 139L115 140V138H113L114 137L113 136L112 137L113 140L111 139V142L113 144H111L110 141H109V143H108L109 146H107V144H106L107 141L104 139L105 136H106L105 133H107ZM63 133L64 134L66 133V134L64 135ZM73 133H75V135H76V132H73ZM80 133L78 135H76V136H78V138L80 137V135H82ZM118 133L119 134L121 133V134L119 135ZM130 133H133V132H130ZM163 134H166L168 137L165 136L166 138L165 137L162 138L164 136ZM238 134L239 135L242 134L244 137H242V135H240V137H239ZM249 134H253V135H250L249 136L250 138H249L247 136ZM84 135H82V136H84ZM157 135H159V136H157ZM229 135L230 136L232 135L231 139L229 138ZM234 135L237 136L239 139L241 137H242V139L245 138V137H247L249 139H246L247 143L244 144L245 140H244V142L242 141V139H240L241 141H239L237 137H236L237 139L234 140ZM254 135H256L255 139L253 138ZM26 136L29 137V131L26 132ZM74 136H72V137H74ZM129 136L131 137V139H130ZM160 136H162V137H160ZM251 136H252L253 139H251ZM65 137H67V138L65 139ZM84 138H85V136H84ZM168 138H170V139L168 140ZM256 138H257V140H256ZM134 139H136L135 143L133 142ZM217 139L220 140L219 141V143H220L219 145H217V142H218ZM83 140L85 142V139H83ZM93 140H95V142ZM147 140L154 141V143L155 144L158 143V145L156 147L153 146L154 144L152 146H150L149 142L147 143ZM230 140H232V143H231ZM236 140H238L237 143L238 142L241 143L240 144V148H241V146L245 147V148L243 147L244 148L243 152H241V150L238 149L239 143H238L237 147L236 146L234 147V145H236ZM113 141L114 142L116 141V143H114ZM253 141L254 142L257 141L255 143H260V146H262L263 148L262 147H258L257 145H259V144H255ZM82 142L83 141L81 139L80 143H82ZM84 142H83V144H84ZM92 142L95 143V144H93ZM249 142H250L251 146L254 145L252 147L253 151L256 149V147H258V149L260 148L259 149L260 153L258 151L255 152L256 150L254 152L252 151L254 153L252 155V156H254L252 160L248 159V157H247L248 153H246L247 150H248V152H249V150H250V152L252 150L251 146L248 144ZM204 145H206V144H204ZM207 145L204 146V147L205 148L208 147ZM248 145L250 146V148H249ZM65 146H67V147H65ZM115 146H116V149H115ZM91 147H93V148H91ZM1 148L3 150V145H2ZM205 148H203V149H205ZM22 149H24V150L26 149L28 151L31 148H30L29 145L25 144V145L22 146ZM130 149H128V150H130ZM234 149L237 150V152ZM245 149H247V150H245ZM113 150H110L111 152H109V153H116L117 152L119 154L118 151L113 152ZM196 151H199V152L196 153ZM239 152H241V154ZM250 152H249V154H252V152L251 153ZM255 153H259V156L257 157L256 155H258V154L255 155ZM82 154L83 153L78 154V156L79 157L81 156L82 159L85 156L87 157V155H85V152H84V155H82ZM86 154H88V153H86ZM118 154H115V155H118ZM149 155H146V156H149ZM238 155H239V157L237 158ZM260 155H261V157H260ZM182 156H183V158H182ZM210 156H212V160H213V162L215 164L212 162V160L210 161V159H211V158H209ZM241 157H243L244 160H245V157H247L246 161L247 160L248 161L244 162V164H243L244 166H246V164L247 165H249L250 163L252 164V166L249 165L250 168L248 166H246V167H248V169H250V170L252 169L251 170L253 172V173H251V174H253L251 176L252 180L249 177L251 171L250 170L248 171V169L247 168L245 169V167L243 168L241 160H237L236 161V159H242ZM28 158H29V155H28ZM63 158H62L63 164L64 165L66 164L65 166L67 167L68 166L67 162L64 163V159ZM214 158L217 159V160H214ZM249 158H252L251 155L249 156ZM83 160H85V158ZM201 160H203V162ZM249 160H250V162H249ZM192 161H193V163H192ZM79 162H80V159L78 160V163ZM185 162H187V163L189 162V163L186 164ZM197 162L201 163L200 166L198 165ZM99 163L102 166V164H101L102 161H100ZM240 163H241V165H240ZM63 164H62V166L64 167ZM206 164H209V167ZM100 165H99V167H100ZM72 167L73 166H70V168H72ZM211 167L212 168L215 167V168L211 169ZM217 167H218V169H217ZM255 169L256 170L259 169V170H257L258 172H256L257 174L255 173ZM214 170L217 171V172H215ZM218 170L219 171L222 170L223 172L222 171L219 172ZM69 171H70V173L74 172L71 169H69L68 172ZM214 172H215V174H214ZM64 173L65 172H63V169H62L61 175H60V173H58V177L56 178V180H58V179L61 180V178H62ZM221 173H223V174L221 175ZM0 175H1V179H0V194L4 193V191H7V194L8 193L24 194V193H27L28 190L31 189L29 187V184H31V181L33 179V177H32L33 176V172H31L29 170H27V171H19V172H3V171H0ZM256 177H257V179H256ZM214 181L216 182V184H215ZM56 182H58V181H56ZM207 182H209L210 184L207 183ZM213 185H214V187H212ZM165 187H167L166 190H165ZM235 187H237L236 190H235ZM49 190H51V189H49ZM33 192H34V190L32 189V191H30V194L33 193ZM206 196H208V197H206ZM66 204H67V202H66ZM77 204H78V202H77ZM72 211L74 212L76 210H72L71 209L70 213H73ZM99 213L103 214V215H99ZM91 216H93V217H91ZM95 216L96 217L99 216V217L94 219ZM69 217L66 216L67 219ZM91 219L92 220L94 219L95 221H92ZM69 220L67 222H69ZM88 223L89 224L93 223V224L88 225ZM102 228L105 231L107 230L106 231L107 233L105 232L106 235H105V237L103 239L101 238V235H97V236L95 235V233L97 234L98 231H101L102 234H103L104 231H103ZM179 228H184V230H183V233L185 232L184 235H182V236L181 235H176V233L179 232L178 231ZM94 231H96V232L94 233ZM139 231H142V232L140 233ZM134 232L135 233L138 232L137 233L138 235L134 234ZM91 233H93L94 236H92ZM186 233H187V235H186ZM89 234L91 235V237L94 238V240H93V238L88 237V236H90ZM123 235L126 237L125 239H124ZM99 236H100V238H98ZM102 236H104V235H102ZM12 237L11 238L13 240L15 238L17 241H25V242L27 241L26 235H22V236L18 235V236H12ZM37 237H38V239H37L38 242L35 240ZM44 237H45V244L43 243L44 242L43 241ZM52 237L55 238V242H57V243L54 242V238H52ZM95 237H96L97 241L100 239L98 241V243L100 245H98V243H96L97 241H96ZM106 238L109 239V241H107L108 248L107 247L106 248L104 247V248L105 249H109L111 246H113V245H110L111 242H112V244L114 243V245H115L114 248H116V249H114L113 247L110 248V251L113 248V251H111V252H114V253H112V254H114V256H112L110 251L105 250V249L102 250L101 248H103V247H100V246H103V244H104V246H107ZM121 238L124 239L125 242ZM28 239H29V241H31V239L29 237H28ZM50 239L51 240L53 239V241H51ZM91 239L93 240V243L95 241V243L97 245L96 244H92V240ZM56 240H58V241H56ZM101 240H103V242ZM100 241L102 243H100ZM118 241H123L124 242V243L121 242L122 245L120 244L121 246H118V247H120V251H121L120 253H119V248L116 247L117 243H120ZM127 241H129V243ZM109 242H110V244H109ZM137 242H139V243H137ZM52 243H53V245H52ZM67 243H68V245H67ZM55 244H56V247H55ZM123 244L125 245V247H124ZM129 244L131 246L133 244V247H131ZM41 245H42V247H41ZM65 245H67V246H65ZM36 246H37V248H36ZM52 246H53V248H52ZM89 246L91 247L92 251L88 250ZM98 246H99L100 249H98ZM126 246H128V247H126ZM43 247H45L46 249H44ZM61 247H62V249H61ZM57 248H59V250ZM47 249H49L51 251H49ZM94 249H96L98 251H96V250L93 251ZM43 250L45 251V255L43 254L44 253ZM54 250L56 252H54ZM61 250H62V252H61ZM79 250H82V251L79 252ZM115 250H117V251H115ZM124 250H125V252H123ZM99 251H104V253L101 252L102 258L101 257L99 258V256H100V255H98V254H100ZM7 252L9 254H11V255H8ZM93 252H94V255L95 254L98 255V258H97V256H94L95 258H93V256H92ZM115 252H116V254H115ZM63 253H64V255H63ZM47 254H49V255H47ZM57 254H59L58 255L59 257H57ZM22 256H24V259H22ZM70 256H72V258ZM111 256L114 257V258H111ZM38 257H40V259ZM50 257H51V260H50ZM68 257H70L71 259L68 258ZM64 258L68 262H66L64 260ZM46 259H48V260L46 261ZM109 259H112V260H109ZM82 260H81V262H82ZM30 261H29V264H32V263H30ZM49 261H50V263H49ZM69 261H71V262H69ZM8 262H10V261H8ZM87 262H86V264H89Z\"/></svg>",
    "mask_w": 264,
    "mask_h": 264
},
{
    "label": "crops",
    "instance_id": "crops-1",
    "mask_svg": "<svg viewBox=\"0 0 264 264\" xmlns=\"http://www.w3.org/2000/svg\"><path fill=\"white\" fill-rule=\"evenodd\" d=\"M87 1L89 3L88 8L91 10L92 8L94 9L95 1ZM78 5H84L83 1L78 0ZM47 69L48 68L44 69V71L39 69L38 71H40V73L36 72V75L39 73L38 78H28V72L19 71L18 69H4L5 73H0L1 75L3 74L2 77H0V85H2L4 81V86L8 84L5 87V90L7 91L1 89L2 92L0 94V148L3 145V150L2 148L0 149V171L19 172L29 170L33 172V179L31 181V184H29V187L31 189L28 190L27 193L7 194V191H4V193L0 194V264H9L11 262L13 263V260L11 261V259H8L5 256V254L3 253L4 251H10L14 249L15 251L34 250V239L32 238L34 235H42L43 233L56 235L55 232H57L58 226L57 228H55V226L57 224H59L58 230L61 229L65 231V226L63 228L61 227L62 217L60 214H62V210L60 209L62 208H58L60 207L58 205L62 206L63 204V201H60L62 200V198H60L61 196L59 194H48V189H56L55 187L57 185L55 178H57L58 173H60L61 175V171L63 169V161L61 160L62 145L60 119H58V123H56V117V120H51L52 117L50 118V109L48 107L49 96L46 90H48L51 82L49 80H52L50 78V75L53 73L49 69L46 72ZM49 73L51 74L49 75ZM8 75L10 76L8 77ZM21 76L22 78H20ZM45 77L47 79H45ZM14 80L18 86H14V83L11 82ZM18 80L19 82H22H20L22 85L18 84ZM27 92H37V94L40 93V96L42 94H45V96L42 95L44 97V99L42 98L44 101L41 100L44 102L43 105L45 107L41 108V106L43 105L42 103H40L39 98L41 97H39V95V98H37L36 102L33 101V103L31 104H27ZM30 114L32 115V118L30 117ZM22 115L24 116L22 117ZM52 122L55 125L52 124ZM46 125L50 126L51 129H49V127ZM52 125H54L56 129ZM27 131H29V137L26 136ZM55 136L58 138H56ZM25 144L29 145L31 149L28 151L26 149H22V146ZM32 189L34 190V192L30 194V191H32ZM45 194L47 196H45ZM37 196L41 197L39 199H42L40 200L42 204H39L40 202L38 201L39 199L37 198ZM43 197H48V199H46L49 202L47 200H44ZM35 199L38 200L36 201ZM32 201L36 202L34 203ZM43 202H46V204H43ZM55 202L59 203H57V209H59L60 211L57 209L51 211L52 208H54V205L56 208V204L53 205V203ZM31 203H33L34 205ZM36 203H38L39 205H37ZM30 205H33L32 208H30ZM44 205L49 206L47 207L48 213L47 208L44 209L45 213H43L44 211L40 213V217L43 218L42 220L38 216L40 215L38 212ZM37 206H39L38 208H41L38 209ZM30 210L34 212V214L31 213ZM37 210L39 211L36 212ZM30 215H35L36 217L34 216L33 218H30ZM53 217H56L58 219L53 220ZM34 218L37 219L34 221ZM259 218L260 216L257 211L256 214L251 216L252 223L254 220V223H256L257 225L247 226L242 224L238 225V223H236L235 221V219H238L237 216H231L232 222L230 223V225H212L205 228L201 243L196 242L195 244H191V246L188 245L190 243L189 238H186L184 236L180 239L182 250L177 249L175 251H172L171 258L175 261L190 259V262H192L193 264H264V225H258ZM261 218L264 219V216H261ZM32 221H34L35 224ZM51 221L52 224L54 223L53 225L51 224ZM15 223L18 224L16 225ZM32 229L35 230V233ZM183 230L184 228H179V232H177L176 235H184L185 232L183 233ZM49 231H51V233ZM13 233L16 235H14ZM30 233H33V235H31ZM62 233H60L59 235H61ZM11 235H26L27 241H20L19 243V241H17L15 238L13 240L11 238ZM28 237L31 239V241H29ZM26 258V264H29V260H31L32 264H34L33 255H26ZM22 259H24V256ZM21 264H25L24 261H21Z\"/></svg>",
    "mask_w": 264,
    "mask_h": 264
}]
</instances>
